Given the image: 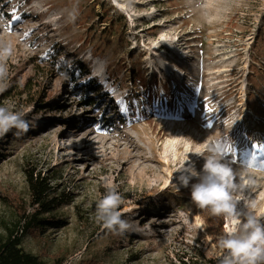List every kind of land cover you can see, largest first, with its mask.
<instances>
[{
	"label": "rangeland",
	"instance_id": "1",
	"mask_svg": "<svg viewBox=\"0 0 264 264\" xmlns=\"http://www.w3.org/2000/svg\"><path fill=\"white\" fill-rule=\"evenodd\" d=\"M0 42L12 46L0 106L32 124L0 137V235L14 207L34 210L30 167L72 196L48 213L68 224L23 238L48 263L221 258L231 221L214 235L191 198L198 180L176 172L188 160L202 172L209 144L264 221V0H0ZM106 185L133 223L122 236L96 222Z\"/></svg>",
	"mask_w": 264,
	"mask_h": 264
},
{
	"label": "clouds",
	"instance_id": "2",
	"mask_svg": "<svg viewBox=\"0 0 264 264\" xmlns=\"http://www.w3.org/2000/svg\"><path fill=\"white\" fill-rule=\"evenodd\" d=\"M12 54V46L0 42V91L5 87L8 75L6 61ZM31 122L25 119L23 110H13L0 106V137L12 129L17 135L26 133ZM204 158L202 172L186 161L177 169L179 184L188 187L193 178L198 180L191 185V198L200 209L209 211L213 216L224 217L232 226L227 233L218 238V248L223 251L220 264H264V221L257 217L243 196L245 184L220 150L209 144L207 153H195ZM175 185V184H174ZM107 192L96 204V222L115 235H124L133 230V223L122 218L119 210L124 203L122 195L115 187L107 186ZM175 187L178 189L177 185ZM244 200L246 212L238 211V204Z\"/></svg>",
	"mask_w": 264,
	"mask_h": 264
},
{
	"label": "trees",
	"instance_id": "3",
	"mask_svg": "<svg viewBox=\"0 0 264 264\" xmlns=\"http://www.w3.org/2000/svg\"><path fill=\"white\" fill-rule=\"evenodd\" d=\"M79 67L84 72H89L85 63L79 62ZM91 88L93 86L87 84L86 92ZM52 177L41 173L35 174L33 168H26V178L34 210L31 213L20 212L14 207L13 217L1 220L4 232L0 235V264H60L58 261L48 263L39 255L25 251L22 246L23 238L27 234H35L44 227H60L68 224L64 218L48 215L53 208L72 201L69 192L62 191L61 194H56V186L52 183ZM204 215L210 231L214 235L218 234V229L222 227L223 217L213 216L207 210L204 211ZM204 254L201 250L195 251L194 255L186 259L182 258L180 264H220L219 257Z\"/></svg>",
	"mask_w": 264,
	"mask_h": 264
},
{
	"label": "bare ground",
	"instance_id": "4",
	"mask_svg": "<svg viewBox=\"0 0 264 264\" xmlns=\"http://www.w3.org/2000/svg\"><path fill=\"white\" fill-rule=\"evenodd\" d=\"M175 77H176L177 79H179V80H182V79H183V78H182V75H181L180 73L175 74Z\"/></svg>",
	"mask_w": 264,
	"mask_h": 264
},
{
	"label": "snow or ice",
	"instance_id": "5",
	"mask_svg": "<svg viewBox=\"0 0 264 264\" xmlns=\"http://www.w3.org/2000/svg\"><path fill=\"white\" fill-rule=\"evenodd\" d=\"M260 150L264 151V146H257Z\"/></svg>",
	"mask_w": 264,
	"mask_h": 264
}]
</instances>
